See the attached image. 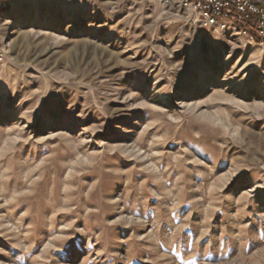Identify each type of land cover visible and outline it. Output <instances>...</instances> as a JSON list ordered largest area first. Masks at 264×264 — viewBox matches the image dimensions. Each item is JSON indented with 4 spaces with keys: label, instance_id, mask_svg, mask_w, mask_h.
Wrapping results in <instances>:
<instances>
[{
    "label": "rangeland",
    "instance_id": "obj_1",
    "mask_svg": "<svg viewBox=\"0 0 264 264\" xmlns=\"http://www.w3.org/2000/svg\"><path fill=\"white\" fill-rule=\"evenodd\" d=\"M0 15V264H264V45L183 0Z\"/></svg>",
    "mask_w": 264,
    "mask_h": 264
},
{
    "label": "built area",
    "instance_id": "obj_2",
    "mask_svg": "<svg viewBox=\"0 0 264 264\" xmlns=\"http://www.w3.org/2000/svg\"><path fill=\"white\" fill-rule=\"evenodd\" d=\"M13 0H0V15ZM186 9L197 14L201 25L218 30L232 29L245 38L264 45V0H183ZM6 48L0 33V61Z\"/></svg>",
    "mask_w": 264,
    "mask_h": 264
}]
</instances>
